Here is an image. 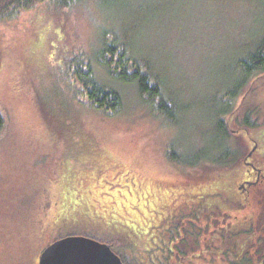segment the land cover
Wrapping results in <instances>:
<instances>
[{"label": "rangeland", "instance_id": "obj_1", "mask_svg": "<svg viewBox=\"0 0 264 264\" xmlns=\"http://www.w3.org/2000/svg\"><path fill=\"white\" fill-rule=\"evenodd\" d=\"M263 38L264 0H45L0 20V264H37L68 236L123 264L261 251L264 182L237 186L249 141L264 171V73L245 84L238 62ZM105 46L152 77L170 116L108 69ZM86 69L119 112L88 105ZM228 149L233 162L210 163Z\"/></svg>", "mask_w": 264, "mask_h": 264}, {"label": "trees", "instance_id": "obj_2", "mask_svg": "<svg viewBox=\"0 0 264 264\" xmlns=\"http://www.w3.org/2000/svg\"><path fill=\"white\" fill-rule=\"evenodd\" d=\"M45 0H0V20L12 19L17 16L19 12L31 10L37 4L44 2ZM57 3L61 6H67L68 4H72L79 0H56ZM102 62L108 67L111 71L120 70L121 80L126 82L136 83L138 87L139 95L149 101L158 99L160 97V92L156 83L152 82V77L148 73L141 72L135 63L130 64V59L126 57V54L123 49H116L112 47H104L102 50ZM240 73L244 76L242 82L246 84L248 79L251 76H256L258 73H264V38L261 40L259 45L254 48L252 52H250L243 60L238 62ZM79 72L80 81H82L83 86L85 87V97L89 106L94 109L103 110L109 114H115L121 109V100L118 95L112 91H106L100 86H98L90 75V70ZM85 72V73H83ZM115 73V72H114ZM228 91L227 94L230 96L232 94H237L238 91L234 93ZM240 92V91H239ZM239 94V93H238ZM227 96V97H229ZM154 109L162 110L167 115L170 114V109L167 105L159 100V104L153 106ZM229 108L226 106V109L220 110L217 112V115L228 113ZM250 117H246L243 120L246 123V126L254 128L256 125L255 121H250ZM3 125V119L0 115V129ZM217 127L221 132H225L228 136L229 126L227 123L223 121H219ZM228 133H227V132ZM207 153V152H206ZM213 155L210 163L219 164V165H227L230 162H233L231 158L234 156V151L231 149L226 150L224 153L216 152ZM209 154V152H208ZM209 155L206 156V158ZM172 157V156H171ZM234 159V158H233ZM190 166L197 165L193 162H190ZM262 244L261 251H257L256 253H250L248 251L242 252L236 258L232 260L230 264H264V242ZM257 245V243H256ZM177 252V251H176ZM176 254L179 255V252Z\"/></svg>", "mask_w": 264, "mask_h": 264}, {"label": "water", "instance_id": "obj_3", "mask_svg": "<svg viewBox=\"0 0 264 264\" xmlns=\"http://www.w3.org/2000/svg\"><path fill=\"white\" fill-rule=\"evenodd\" d=\"M38 264H123V262L109 245L84 237L68 236L47 246L40 254Z\"/></svg>", "mask_w": 264, "mask_h": 264}, {"label": "flooded vegetation", "instance_id": "obj_4", "mask_svg": "<svg viewBox=\"0 0 264 264\" xmlns=\"http://www.w3.org/2000/svg\"><path fill=\"white\" fill-rule=\"evenodd\" d=\"M249 143L252 144L253 148L249 150L247 156L244 158V165L247 169L246 175H248V177L244 179L241 183H239L237 186L238 193L241 195L248 194L250 188L256 187L262 182H264V171L256 167L255 163L252 161V157L257 151V146L252 141H249ZM248 184H251V185H248Z\"/></svg>", "mask_w": 264, "mask_h": 264}]
</instances>
